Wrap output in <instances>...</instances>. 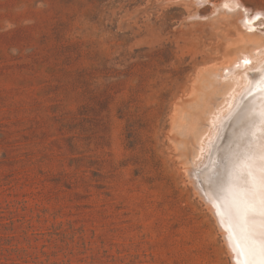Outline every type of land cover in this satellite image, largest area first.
Segmentation results:
<instances>
[{
    "label": "rangeland",
    "instance_id": "1",
    "mask_svg": "<svg viewBox=\"0 0 264 264\" xmlns=\"http://www.w3.org/2000/svg\"><path fill=\"white\" fill-rule=\"evenodd\" d=\"M209 1L0 0V264H243L235 245L258 247L209 178L264 156V0Z\"/></svg>",
    "mask_w": 264,
    "mask_h": 264
},
{
    "label": "snow or ice",
    "instance_id": "2",
    "mask_svg": "<svg viewBox=\"0 0 264 264\" xmlns=\"http://www.w3.org/2000/svg\"><path fill=\"white\" fill-rule=\"evenodd\" d=\"M258 18V17H257ZM251 154L245 156L225 157L224 173L218 179L209 178L217 187V198H231L232 214L243 231L246 226L254 223L259 216H264V156L261 163L247 165V171L239 173L244 162L251 161ZM231 164V167H229ZM235 173V180L230 179ZM248 238L257 244L247 253L244 247L237 244L238 255L245 256L243 264H264V233L249 232Z\"/></svg>",
    "mask_w": 264,
    "mask_h": 264
},
{
    "label": "bare ground",
    "instance_id": "3",
    "mask_svg": "<svg viewBox=\"0 0 264 264\" xmlns=\"http://www.w3.org/2000/svg\"><path fill=\"white\" fill-rule=\"evenodd\" d=\"M203 1V0H202ZM209 1V0H208ZM195 2H196V0H195ZM210 2V1H209ZM220 3V2H219ZM215 4H217V3H215ZM241 4V3H240ZM241 6H242V4H241ZM245 6V5H244ZM217 12V11H216ZM262 12V11H261ZM253 14V13H252ZM258 14V13H257ZM264 17V16H263ZM253 18V17H252ZM248 19V18H247ZM249 21V20H248ZM248 21H247V25L250 23H248ZM252 21H254V20H252ZM256 21V20H255ZM254 21V22H255ZM253 24V23H252ZM249 26V25H248ZM251 27H252V25H251ZM254 27H255V25H254ZM250 60H251V58H250ZM250 62V61H249ZM255 65V64H254ZM260 66V65H259ZM243 67V66H242ZM252 67V66H251ZM250 68V67H249ZM236 69V68H235ZM257 69V68H256ZM255 69V70H256ZM229 70V69H228ZM241 70V69H240ZM246 70V69H245ZM259 70V69H258ZM260 71V70H259ZM252 72V71H251ZM250 72V73H251ZM261 72V71H260ZM264 72V71H263ZM237 73H239V72H237ZM245 74V73H244ZM222 76V75H221ZM238 76V75H237ZM259 76V75H258ZM208 79H209V77H207ZM215 78H216V76H215ZM221 78V77H220ZM212 79V78H211ZM253 80V79H252ZM208 81V80H207ZM256 81V80H255ZM213 82V81H212ZM229 83V82H228ZM262 83V82H261ZM230 84V83H229ZM256 85H257V83H256ZM200 86V85H199ZM224 86V85H223ZM234 87V86H233ZM200 88H202V87H200ZM225 88V87H224ZM255 88V87H254ZM254 88H252V89H254ZM248 89V88H247ZM255 89H257V88H255ZM221 90V89H220ZM223 90H225V89H223ZM251 90V89H250ZM219 91V90H218ZM252 91V90H251ZM251 91H249L248 93H246L243 97H239L238 99V101L236 102L237 104H238V107L235 109L234 108V110H232L231 112L232 113H235L236 111H238V109H240V107L242 106V104H244L245 102L244 101H246V98H247V96L251 93ZM212 92V91H211ZM246 92V91H245ZM226 94H227V92H226ZM219 95V94H218ZM251 95V94H250ZM254 95H255V93H254ZM223 96V95H222ZM257 97H258V95H256ZM251 97V96H250ZM253 97V96H252ZM217 98V97H216ZM248 98H249V96H248ZM255 99V98H254ZM253 99V100H254ZM235 100V99H234ZM252 100V99H251ZM225 101V100H224ZM256 101V100H255ZM215 103V102H214ZM235 103V104H236ZM258 103V102H257ZM237 104L236 105H234V106H237ZM212 105V104H211ZM263 106H264V104H262V103H260L259 105H257L256 106V108H255V110H254V112H252V113H257V110H258V107H261V108H263ZM208 107V106H207ZM219 107V106H218ZM210 108V107H209ZM245 108H247V106L245 107ZM252 108V107H251ZM205 109V108H204ZM215 110V109H214ZM207 111V110H206ZM251 111V110H250ZM230 111L229 112H227L228 114L227 115H225L224 117H223V119L221 120V122H222V126L221 127H219L220 129L221 128H224V126H226V123H228L227 121H228V118H229V116L230 115H232V113H231ZM212 113V112H211ZM244 113V112H243ZM248 113V112H247ZM207 114V113H206ZM240 114H241V112H240ZM239 114V115H240ZM253 114V115H254ZM253 115H250V113H248L247 114V116H246V121L248 120L247 119V117L249 118L250 117V119L253 117ZM244 116V115H243ZM254 116H256V115H254ZM254 118V117H253ZM257 119V118H256ZM208 120V119H207ZM230 121H231V119H230ZM221 122H220V124H221ZM231 123V122H230ZM209 126V125H208ZM236 128V127H235ZM218 129V128H217ZM241 129V128H240ZM254 129H255V127H254ZM250 130H252V128H250L249 130H246V133H248ZM257 130V129H256ZM200 131V130H199ZM206 131V130H205ZM242 132V131H241ZM217 133H218V131H217ZM226 133H227V131H226ZM236 133V132H235ZM228 134V133H227ZM244 134V133H243ZM196 134H194V136H195ZM215 135H216V133H215ZM214 135V136H215ZM230 135V134H229ZM256 135H259V134H252V136H251V134H249V135H247L246 137H254V136H256ZM261 135V134H260ZM212 136H213V134H212ZM223 137V136H222ZM234 137H236V136H234ZM212 137H210V139H211ZM213 138H215V137H213ZM221 138V137H220ZM237 139V138H236ZM240 139V138H239ZM244 139V138H243ZM214 140V139H213ZM215 140H218V139H216L215 138ZM263 140V139H262ZM191 141H193V140H191ZM196 141V140H195ZM221 141V140H220ZM239 141V140H238ZM244 141V140H243ZM219 142V141H218ZM232 142V141H231ZM211 143V142H210ZM242 143V142H241ZM259 143V142H258ZM261 143V142H260ZM207 144V143H206ZM232 144V143H231ZM189 145V144H188ZM242 145V144H241ZM253 145V144H252ZM262 145H264V143L262 144ZM192 146H193V143H192ZM211 146V148H212V145H210ZM233 146H234V144H233ZM243 146V145H242ZM255 146V145H254ZM188 147V146H187ZM228 147V146H227ZM229 147H230V144H229ZM236 147H238V146H236ZM244 147V146H243ZM245 147H247L246 146V144H245ZM195 148V147H194ZM231 148L233 149V147L231 146ZM256 148H257V144H256ZM255 148V149H256ZM214 149H216V148H214ZM253 149H254V147H253ZM229 150V149H228ZM231 150V149H230ZM240 150H242L243 151V149H240ZM258 150V149H257ZM257 150H255V151H257ZM195 151V150H194ZM236 150H235V147H234V152H235ZM260 152V151H259ZM264 152V151H263ZM188 153V152H187ZM194 153V152H193ZM238 153V152H237ZM198 154V153H197ZM224 154V153H223ZM235 154V153H234ZM255 154V153H254ZM254 154H253V156H254ZM195 155V154H194ZM205 155V154H204ZM225 155V154H224ZM235 156H237L236 154H235ZM238 156H239V153H238ZM256 156V155H255ZM261 156H263V153H261ZM191 158V157H190ZM235 158V157H234ZM204 162H205V160H204ZM213 162H215V161H213ZM251 162V161H250ZM258 163H261V160L259 159V162ZM202 166V165H201ZM200 166V168H202ZM211 169H212V167H211V164H210V166H209ZM223 166L222 165H218V164H216V167H215V169H216V171H221V168H222ZM191 168V167H190ZM195 168V167H194ZM198 168V167H197ZM204 168V167H203ZM192 169V168H191ZM202 171H203V169H201ZM201 170H200V172H201ZM192 171V170H191ZM190 171V172H191ZM222 171H224L223 169H222ZM243 173V172H242ZM211 176V175H210ZM210 180V179H209ZM209 184V183H208ZM209 205V204H208ZM224 221V220H223ZM221 224V223H220ZM259 225V224H258ZM222 226V225H221ZM237 227V226H236ZM259 227H260V225H259ZM263 227V226H262ZM264 228V227H263ZM248 229H250V225H248L247 226V231L245 230V235H243V236H241V243L244 241V242H246V240H247V238H248ZM262 229V228H261ZM241 233V232H240ZM259 233H260V230H259ZM231 237V236H230ZM237 237L238 236H236L235 238L237 239ZM238 239H239V237H238ZM236 241H238V240H236ZM243 242V243H244ZM242 243V244H243ZM231 247V246H230ZM249 251V250H248ZM234 253V252H233ZM237 253V252H236ZM243 259V258H242Z\"/></svg>",
    "mask_w": 264,
    "mask_h": 264
},
{
    "label": "water",
    "instance_id": "4",
    "mask_svg": "<svg viewBox=\"0 0 264 264\" xmlns=\"http://www.w3.org/2000/svg\"><path fill=\"white\" fill-rule=\"evenodd\" d=\"M219 201L221 202V198H219Z\"/></svg>",
    "mask_w": 264,
    "mask_h": 264
}]
</instances>
